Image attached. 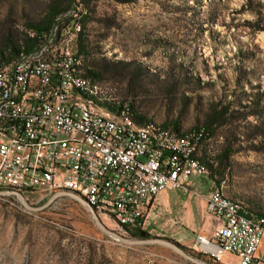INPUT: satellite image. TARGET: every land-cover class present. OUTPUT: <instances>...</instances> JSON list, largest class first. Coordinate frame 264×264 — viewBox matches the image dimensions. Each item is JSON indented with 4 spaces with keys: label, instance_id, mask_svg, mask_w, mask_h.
<instances>
[{
    "label": "rangeland",
    "instance_id": "1",
    "mask_svg": "<svg viewBox=\"0 0 264 264\" xmlns=\"http://www.w3.org/2000/svg\"><path fill=\"white\" fill-rule=\"evenodd\" d=\"M8 1L0 0V20ZM93 16L90 61L115 104L132 105L145 120L170 128L176 124L186 132L205 125L215 102H231L229 119L197 144L195 155L212 161L208 173L191 175L183 195L169 186L156 194L157 207L148 212L145 224L151 237L145 239L176 242L162 231L177 237L196 233L206 176L215 186L224 180V194L242 204L241 213L264 214V31L248 23L257 15L246 10L244 0H99ZM73 38L76 52V34ZM63 45L54 43L48 56ZM80 56L85 72L87 63ZM247 95L261 96L257 109ZM45 185L40 183V192H47ZM4 187L19 190L11 181H4ZM55 193L41 200L24 198L37 207ZM101 221L117 234L135 238ZM180 246L206 264L236 262L206 258L195 243ZM263 246L264 237L258 252ZM194 260L162 244L127 245L107 236L69 195H58L37 211L26 210L15 195H0V264H200Z\"/></svg>",
    "mask_w": 264,
    "mask_h": 264
},
{
    "label": "built area",
    "instance_id": "2",
    "mask_svg": "<svg viewBox=\"0 0 264 264\" xmlns=\"http://www.w3.org/2000/svg\"><path fill=\"white\" fill-rule=\"evenodd\" d=\"M79 25L65 27L61 48L48 56L45 44L18 67H0V180L19 183V192L41 200L46 179L79 183L102 203L97 216L122 234L145 227L156 194L164 187L186 190V180L207 174L191 162L203 130L187 134V146L151 141L143 125L93 112L73 95L72 78H84L72 66V43ZM71 30V31H70ZM52 37L49 38L51 42ZM71 44V45H70ZM29 73L30 85H21ZM93 85H101L100 82ZM181 134V131H180ZM219 183L206 197L212 219L208 234H196L202 251L247 264H264V219L249 218L218 196ZM73 191V190H71Z\"/></svg>",
    "mask_w": 264,
    "mask_h": 264
},
{
    "label": "trees",
    "instance_id": "3",
    "mask_svg": "<svg viewBox=\"0 0 264 264\" xmlns=\"http://www.w3.org/2000/svg\"><path fill=\"white\" fill-rule=\"evenodd\" d=\"M99 0H11L6 4L5 12L0 20V67L16 62L23 55L29 54L45 44H54L60 40L62 30L71 25L78 24L76 29V52L73 50L76 57L80 59L79 70L81 75L85 76L92 83H97L100 78L97 70L94 69L93 62L90 61L93 50V39L91 38L90 23L96 20L93 16L95 5ZM117 3H126L130 0H113ZM246 10L256 14L253 21H248L249 24L256 25L253 29L264 31V4L260 0H244ZM52 37L51 42L49 38ZM108 37L107 34L103 38ZM86 60L87 68L82 71V58ZM122 64V62H117ZM241 73L245 70L240 69ZM246 73V72H245ZM199 84V81L198 83ZM106 107L112 111H117L126 108L132 115L133 120L138 124H143L151 120H145V117L138 114L132 105L115 104L113 98L105 92ZM250 98L252 108L257 109L262 98L257 95L256 98ZM231 102L221 104V100L215 102L208 114L204 126H197L193 129L181 132L177 129L176 124L171 128L176 131L179 136L187 134H196V130H203L204 138H207V133L212 134L214 126L226 122L228 118ZM247 104H242V108H246ZM261 112V108H259ZM163 125V124H162ZM164 127H167L164 124ZM170 128V127H168ZM201 142H197L199 144ZM229 149L224 150V155H227ZM208 157V156H207ZM194 158L200 160L207 168L211 166L212 161L197 157L194 153ZM0 185V190H8ZM16 188V186H14ZM232 200V199H231ZM240 205L238 201L232 200ZM243 209V208H242ZM247 212V211H246ZM248 213V212H247ZM252 215V214H250ZM264 215V214H259ZM130 236L135 238H148L151 235L143 229H136ZM184 249H187L184 247ZM200 254V253H199Z\"/></svg>",
    "mask_w": 264,
    "mask_h": 264
},
{
    "label": "bare ground",
    "instance_id": "4",
    "mask_svg": "<svg viewBox=\"0 0 264 264\" xmlns=\"http://www.w3.org/2000/svg\"><path fill=\"white\" fill-rule=\"evenodd\" d=\"M32 53L23 55L21 58H26L28 56H32ZM72 66L76 69V72H78L80 75V59L76 57V55L73 52L72 49ZM18 67V60L8 66H6L3 69H14ZM89 79L86 78H72V89H73V95L80 98L81 101L85 102L86 104L90 105L93 112L96 114H102L103 116L107 117H113L118 119H124L126 123H132L134 125H143V132H146L147 135L151 136V141H162V135H168V142L171 143L172 146L176 147H185L187 146V135L185 136H179L175 131H173L170 128L164 127L161 123L151 120L148 122H145L143 124L136 123L131 113L126 109L122 108L117 111H112L105 105L106 96L105 92L101 85H93ZM21 85L22 86H29L30 85V75L29 73H22L21 75ZM191 162L200 170L203 172H208L206 166L198 159L194 158V153L191 155ZM13 184H18V182L11 181ZM41 183H45V191L49 192L51 188H69V190H73L76 192L80 197H82L86 202L94 209L95 213H98V210H102V203L94 199L93 196H90L89 192L84 189L79 183H71L70 180H63V179H46ZM224 186V180H221L219 182V188H218V196L225 201L226 203L239 208L241 211L242 208L239 204L232 201L229 197H227L224 194L223 191ZM11 191H19L15 189H11ZM249 218H261L264 215L259 214H252V215H245ZM143 229V227H137V229ZM198 253L205 256L206 258L212 259V260H221L216 255H213L212 253H209L208 251H202L200 246L196 247ZM236 262L234 264H247L244 261L235 259ZM230 264V263H226Z\"/></svg>",
    "mask_w": 264,
    "mask_h": 264
},
{
    "label": "water",
    "instance_id": "5",
    "mask_svg": "<svg viewBox=\"0 0 264 264\" xmlns=\"http://www.w3.org/2000/svg\"><path fill=\"white\" fill-rule=\"evenodd\" d=\"M58 192V193H55ZM53 194L44 204H42L41 206H31L27 203L26 199L24 198V194L22 192L19 191H0V195H5V194H12L15 195L17 201L26 209V210H30V211H37L40 210L44 207H46L56 196L61 195V194H66L69 195L70 197H72L73 199L77 200L79 203H81L86 210L89 212L91 219L93 220L95 226L104 234H106L107 236L114 238L116 240H119L120 242L127 244V245H137V244H146V243H158V244H162L165 246L170 247L171 249L175 250L176 252L180 253L181 255L191 259L190 256H188L187 254L184 253V251H182V249L180 248V244L178 245L176 242H173L171 240L168 239H162V238H156V239H145V238H127L124 236H121L119 234H117L116 232H114L113 230L109 229L97 216V214L95 213L94 209L86 202V200H84L82 197H80L76 192L68 190V189H60L55 191ZM197 263L200 264H206L203 261H199V260H194Z\"/></svg>",
    "mask_w": 264,
    "mask_h": 264
},
{
    "label": "crops",
    "instance_id": "6",
    "mask_svg": "<svg viewBox=\"0 0 264 264\" xmlns=\"http://www.w3.org/2000/svg\"><path fill=\"white\" fill-rule=\"evenodd\" d=\"M166 128H168V127H166ZM206 177H207L209 182L207 185V191L203 194L202 217H201L202 220L200 222V227L196 231V233L193 234L191 237L190 236H183V235L180 237H177L174 233H166L165 231H162V232H164L163 235L172 238L173 240H175L176 242H178L179 244H181L182 246H184L186 248L194 247L193 245L195 243L196 234H208L212 228V219L208 216L207 211H206V197L208 196L210 191L214 188L215 182L213 180H211L210 178H208V176H206ZM189 178L186 180L185 185L188 183L187 181L189 180ZM186 189H188L187 185H186ZM179 191H180V194L183 195L186 190H179ZM154 201H155V199H154ZM154 204H155V202H154ZM156 207H157V205L155 204V206L150 208V210L156 209ZM145 229H146V227L143 228V230H145Z\"/></svg>",
    "mask_w": 264,
    "mask_h": 264
}]
</instances>
